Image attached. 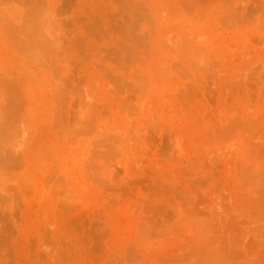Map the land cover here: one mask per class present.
Wrapping results in <instances>:
<instances>
[{
	"label": "rangeland",
	"instance_id": "obj_1",
	"mask_svg": "<svg viewBox=\"0 0 264 264\" xmlns=\"http://www.w3.org/2000/svg\"><path fill=\"white\" fill-rule=\"evenodd\" d=\"M0 264H264V0H0Z\"/></svg>",
	"mask_w": 264,
	"mask_h": 264
}]
</instances>
